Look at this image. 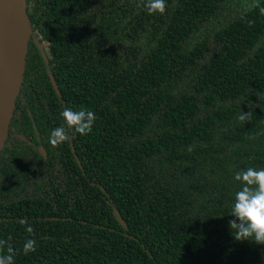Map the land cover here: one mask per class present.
Here are the masks:
<instances>
[{
	"label": "trees",
	"instance_id": "obj_1",
	"mask_svg": "<svg viewBox=\"0 0 264 264\" xmlns=\"http://www.w3.org/2000/svg\"><path fill=\"white\" fill-rule=\"evenodd\" d=\"M27 4L67 107L97 117L74 160L65 150L75 207L50 192L40 206L71 232L59 252L74 264H264V244L229 227L235 173L264 168V0H166L164 14L145 0Z\"/></svg>",
	"mask_w": 264,
	"mask_h": 264
},
{
	"label": "flooded vegetation",
	"instance_id": "obj_2",
	"mask_svg": "<svg viewBox=\"0 0 264 264\" xmlns=\"http://www.w3.org/2000/svg\"><path fill=\"white\" fill-rule=\"evenodd\" d=\"M31 26L24 78L0 150V239L13 248L14 264H74L73 257L59 252V239L70 237L71 232L52 224L56 211L40 209L49 192L56 194L48 198L54 200L55 206L58 201L62 204L67 201L68 208L75 207V191L66 187L70 177H74L75 152L73 140L58 147L49 143L52 130L64 123L60 114L67 101L59 87L50 41ZM66 146L72 153L71 160L67 158ZM66 161L68 179L64 170ZM29 226L34 231L28 237L40 241V249L25 255L22 246L27 239L23 234ZM41 242L53 246V251H43Z\"/></svg>",
	"mask_w": 264,
	"mask_h": 264
},
{
	"label": "clouds",
	"instance_id": "obj_3",
	"mask_svg": "<svg viewBox=\"0 0 264 264\" xmlns=\"http://www.w3.org/2000/svg\"><path fill=\"white\" fill-rule=\"evenodd\" d=\"M144 6L150 14H164L167 9L166 0H145ZM264 14V7L260 8ZM64 123L52 130L49 136V143L53 147H58L62 143L75 139L76 134L88 135L93 131L96 114L86 107L74 109L66 107L60 114ZM251 112L241 111L238 119L246 122L250 118ZM189 152L193 151L192 146H188ZM235 181L240 182L241 187L234 195L231 216L235 219L229 221L232 235L237 241H252L256 244H264V168L248 167L235 173ZM22 224L27 223L21 221ZM32 233L34 229L29 226L26 229ZM36 241L28 239L22 246L25 255L37 250ZM5 248L7 252L5 253ZM13 248L8 241L0 239V264H14Z\"/></svg>",
	"mask_w": 264,
	"mask_h": 264
},
{
	"label": "water",
	"instance_id": "obj_4",
	"mask_svg": "<svg viewBox=\"0 0 264 264\" xmlns=\"http://www.w3.org/2000/svg\"><path fill=\"white\" fill-rule=\"evenodd\" d=\"M27 0H0V150L12 120L16 98L24 78L32 26ZM116 218L127 227L120 212Z\"/></svg>",
	"mask_w": 264,
	"mask_h": 264
}]
</instances>
